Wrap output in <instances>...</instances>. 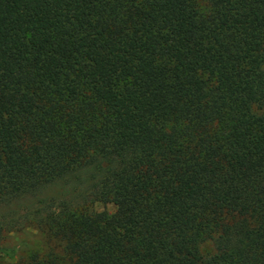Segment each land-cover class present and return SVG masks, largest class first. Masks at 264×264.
I'll return each mask as SVG.
<instances>
[{
  "label": "trees",
  "instance_id": "16d2710c",
  "mask_svg": "<svg viewBox=\"0 0 264 264\" xmlns=\"http://www.w3.org/2000/svg\"><path fill=\"white\" fill-rule=\"evenodd\" d=\"M25 229L0 264H264V0H0V243Z\"/></svg>",
  "mask_w": 264,
  "mask_h": 264
},
{
  "label": "rangeland",
  "instance_id": "374dc122",
  "mask_svg": "<svg viewBox=\"0 0 264 264\" xmlns=\"http://www.w3.org/2000/svg\"><path fill=\"white\" fill-rule=\"evenodd\" d=\"M107 209L112 210L109 206ZM0 245L5 248L16 249L17 256L20 257L26 256L34 250H43L44 248V242L40 234L30 229L10 233L3 239Z\"/></svg>",
  "mask_w": 264,
  "mask_h": 264
}]
</instances>
